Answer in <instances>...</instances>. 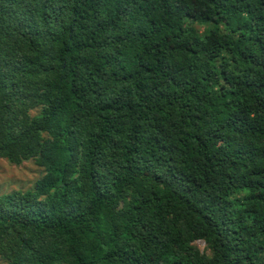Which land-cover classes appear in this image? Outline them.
<instances>
[{
  "label": "trees",
  "instance_id": "16d2710c",
  "mask_svg": "<svg viewBox=\"0 0 264 264\" xmlns=\"http://www.w3.org/2000/svg\"><path fill=\"white\" fill-rule=\"evenodd\" d=\"M0 159V264H264V0H0Z\"/></svg>",
  "mask_w": 264,
  "mask_h": 264
},
{
  "label": "rangeland",
  "instance_id": "374dc122",
  "mask_svg": "<svg viewBox=\"0 0 264 264\" xmlns=\"http://www.w3.org/2000/svg\"><path fill=\"white\" fill-rule=\"evenodd\" d=\"M43 174V169L38 167L33 160L16 166L0 159V195L16 191H32ZM195 246L201 252L204 251L203 242H196Z\"/></svg>",
  "mask_w": 264,
  "mask_h": 264
}]
</instances>
